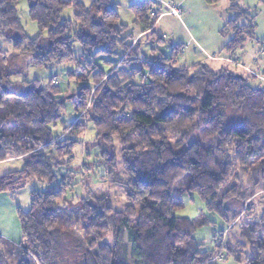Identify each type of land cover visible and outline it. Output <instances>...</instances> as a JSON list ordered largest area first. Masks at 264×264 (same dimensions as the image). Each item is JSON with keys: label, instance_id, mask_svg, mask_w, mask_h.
<instances>
[{"label": "trees", "instance_id": "1", "mask_svg": "<svg viewBox=\"0 0 264 264\" xmlns=\"http://www.w3.org/2000/svg\"><path fill=\"white\" fill-rule=\"evenodd\" d=\"M17 1L0 0V37L12 44L15 57L40 69L68 63L74 68L64 74V90L56 79L43 84L25 75L11 81L18 71L0 76V162H22L19 170L0 176V194H14L28 180L46 186L30 194L26 212L16 209L21 241L0 239V264H215L218 251L201 250L193 238L204 218L199 215L193 224L174 213L185 195L194 194L207 213L228 225L248 216L243 204L264 193L260 79L237 68L212 71L205 63L177 68L180 45L168 55L152 48V59L143 56L139 36L164 42L154 31L153 0L128 6L136 36L124 35L111 0H93L87 7L78 0H26L38 30L34 39L23 33ZM223 1L234 15L224 27L232 38L223 52L236 60L254 39L255 16L242 11L238 0H203L207 6ZM65 8H71L72 20L60 19ZM74 42L80 59L72 54ZM104 56L118 63L104 70L96 62ZM135 64L142 69L117 74L120 66ZM68 100L79 117L54 132ZM87 122L96 132L95 144H118L122 176L109 153H101L100 164L102 179L126 188L122 211L104 199L88 197L74 205L65 197L75 172L87 170L71 167ZM233 200L239 211L228 209ZM240 226L255 240L247 264H264V203L256 221Z\"/></svg>", "mask_w": 264, "mask_h": 264}, {"label": "rangeland", "instance_id": "2", "mask_svg": "<svg viewBox=\"0 0 264 264\" xmlns=\"http://www.w3.org/2000/svg\"><path fill=\"white\" fill-rule=\"evenodd\" d=\"M78 1L87 7L93 0ZM132 1L134 0H111V4L119 14L120 25L126 27L124 35L130 33L136 36L138 34V27L133 23L132 14L128 9ZM164 1L169 3L171 0ZM236 4L242 11L255 16L254 39L247 41L243 46V50L237 53V58L241 62V64L238 63V67L230 66L228 63L214 62L221 57H225V59L228 57L223 52V47L231 40L232 31L228 28L225 30L224 27L234 17L233 13L227 10L230 5L228 1L216 4L219 6H207L203 0L200 3H197L196 0H189L187 3L184 2L183 5L193 6H191L189 15L184 18L182 15L180 16V12L175 8L168 9L166 5H155L152 10L157 14L154 31L156 38H162L164 42L152 43L149 34L139 36L138 38L141 37L140 50L142 55L148 59H152V48H157L159 52L168 55L172 46L180 45L181 50L178 53L177 68H185L197 63L207 64L212 71H217L220 68L231 69L232 67L237 68L241 72L245 68L249 72H244L251 76L255 75L254 77L260 79L259 81L264 85V76L262 75L264 69V0H238ZM15 6L24 35L29 39H34L38 35V30L36 24L28 17L27 1L18 0ZM164 14L166 16L160 22L161 15ZM60 19L72 20L71 8H65L60 15ZM245 21L242 20L241 25H246ZM200 49H203L207 55L204 52L202 53ZM72 54L77 59L81 55L80 47L75 42L73 43ZM209 57L212 58L211 61L213 62L209 61ZM105 60L111 61L112 65L102 64ZM96 62L101 65L102 69L109 70L118 63V59L114 56H104L96 59ZM73 68L74 63L50 66L43 69L29 66L28 59L25 57H15L12 52V44L6 38L0 37V76L10 73L14 74L17 71L20 73L13 76L11 81L19 82L25 75L29 80L38 79L43 84L48 83L51 79H56L60 88L64 90L66 85L64 74L65 72L72 71ZM133 68L142 69V65L135 64L132 67L126 65L120 66L117 74L120 77L126 76ZM142 72L144 71L142 70ZM71 85L74 90L75 85ZM62 115L57 128L53 129L54 132L61 131L63 126L79 117L70 100L67 101ZM95 138L96 132L91 122H87L85 133L80 140L81 143L74 151L76 158L71 164L73 169L85 166L87 170L84 175L82 174L84 173L83 171L82 173L75 172V176L72 178L73 186L71 190L67 191L65 197L70 199L74 205H77L79 200L88 197L104 199L112 209L122 211L127 204L125 186L118 183H110L107 179L101 178L106 173L101 165V153L103 152H107L115 158L117 162V174L119 177L122 176L118 144L116 141H113L109 146L95 144ZM21 167L22 162L19 159L0 162V176L10 171L19 170ZM45 188L44 184L28 180L25 181L20 189L9 196L12 198L16 209L26 212L29 209L30 194L34 191H42ZM263 203L264 193L251 197L242 206V209L247 210L248 216L242 214L235 220H231L227 225L218 216L207 213L202 201L196 195L191 194L183 197L182 207L175 211L174 216L188 219L193 224H196L195 222L199 215L204 218L202 226L195 228L193 238L196 243L202 245L201 250L218 251L213 258L215 264H247L245 258L251 256V249L255 240L246 235L240 225L243 222L256 221ZM239 207V203L233 200L229 204L228 209L230 211H239ZM229 218L231 219L232 216ZM11 243L14 244L13 242ZM220 245H222L223 249L219 251L218 246ZM2 247L0 244V248ZM226 249L230 250L231 253L228 254ZM235 255L240 256L239 260H235Z\"/></svg>", "mask_w": 264, "mask_h": 264}, {"label": "crops", "instance_id": "3", "mask_svg": "<svg viewBox=\"0 0 264 264\" xmlns=\"http://www.w3.org/2000/svg\"><path fill=\"white\" fill-rule=\"evenodd\" d=\"M153 1H155L156 5H160V6L166 5L168 9L169 8L177 9L180 12V16L182 15L183 18L189 15L190 10L192 8L191 6H193V5H183L184 2L187 3L189 0H180V1L171 0L169 3H167L164 0H153ZM196 2L200 3L202 2V0H196ZM214 6H219V5H214ZM165 16H166L165 14L161 15L162 18L160 19V22ZM200 50L202 51V53L204 52V54L207 55V53L203 49H200ZM208 59L210 62H213L211 61L212 58L209 57ZM214 62L228 63L230 66L231 65L236 66L238 65V63L241 64L238 58H236V60L235 59L232 60V59H229L228 57L226 59L225 57L224 58L221 57L219 58V60H216ZM263 72H264V69H263ZM255 73L258 74V72H255ZM9 195H10L9 193L0 194V239L2 240L6 239L5 241L10 242V243L13 242L14 244L17 245L21 241V229H20L19 221L17 220V217H16V208L14 206L12 198ZM13 219H15L14 222H13Z\"/></svg>", "mask_w": 264, "mask_h": 264}, {"label": "built area", "instance_id": "4", "mask_svg": "<svg viewBox=\"0 0 264 264\" xmlns=\"http://www.w3.org/2000/svg\"><path fill=\"white\" fill-rule=\"evenodd\" d=\"M174 14H176V13L174 12ZM236 66H238V65H236ZM243 70H244V71H248V70H246L245 68H243ZM248 72H249V71H248ZM254 76H255V75H254Z\"/></svg>", "mask_w": 264, "mask_h": 264}, {"label": "water", "instance_id": "5", "mask_svg": "<svg viewBox=\"0 0 264 264\" xmlns=\"http://www.w3.org/2000/svg\"><path fill=\"white\" fill-rule=\"evenodd\" d=\"M237 78H242L240 75H236Z\"/></svg>", "mask_w": 264, "mask_h": 264}]
</instances>
